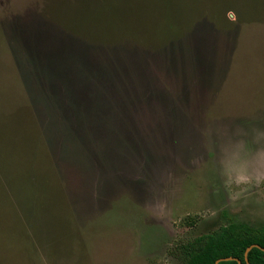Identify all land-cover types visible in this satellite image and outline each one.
Returning a JSON list of instances; mask_svg holds the SVG:
<instances>
[{"label": "rangeland", "instance_id": "374dc122", "mask_svg": "<svg viewBox=\"0 0 264 264\" xmlns=\"http://www.w3.org/2000/svg\"><path fill=\"white\" fill-rule=\"evenodd\" d=\"M231 222L264 225V0H0V264H184Z\"/></svg>", "mask_w": 264, "mask_h": 264}, {"label": "trees", "instance_id": "16d2710c", "mask_svg": "<svg viewBox=\"0 0 264 264\" xmlns=\"http://www.w3.org/2000/svg\"><path fill=\"white\" fill-rule=\"evenodd\" d=\"M252 247L246 259V250ZM264 225L251 226L245 222H231L218 230L200 235L182 244L184 264H215L219 258L233 257L218 264H264Z\"/></svg>", "mask_w": 264, "mask_h": 264}, {"label": "water", "instance_id": "95a60500", "mask_svg": "<svg viewBox=\"0 0 264 264\" xmlns=\"http://www.w3.org/2000/svg\"><path fill=\"white\" fill-rule=\"evenodd\" d=\"M252 247H260L258 244H252L251 246H249L246 250V259L248 261V258H247V255H248V252L251 250ZM264 250V248H263ZM233 257H222V258H219L215 264H218L220 261H223V260H228V259H232ZM198 264H201V263H198ZM239 264H242V262L239 260ZM249 264V263H248Z\"/></svg>", "mask_w": 264, "mask_h": 264}, {"label": "clouds", "instance_id": "9594fccd", "mask_svg": "<svg viewBox=\"0 0 264 264\" xmlns=\"http://www.w3.org/2000/svg\"><path fill=\"white\" fill-rule=\"evenodd\" d=\"M229 178L232 179L233 182H234V183H237V184H242V183H246V182H248V180H246L244 176L239 175V174H237V175H235V176H232V175L230 174Z\"/></svg>", "mask_w": 264, "mask_h": 264}]
</instances>
